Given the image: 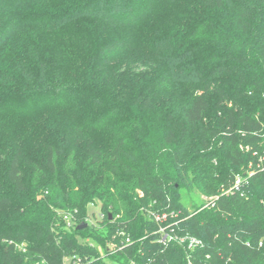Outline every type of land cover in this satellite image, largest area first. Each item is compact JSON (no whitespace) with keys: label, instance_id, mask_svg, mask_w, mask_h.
<instances>
[{"label":"trees","instance_id":"obj_1","mask_svg":"<svg viewBox=\"0 0 264 264\" xmlns=\"http://www.w3.org/2000/svg\"><path fill=\"white\" fill-rule=\"evenodd\" d=\"M72 45L87 57L76 68ZM124 66L155 67L150 91L144 67L134 89L112 84ZM51 111L76 115L70 139L54 134L43 159L3 152L0 264H108L99 247L126 238L108 261L264 264V0H0V118ZM193 189L215 206L189 210ZM155 215L202 246L162 243Z\"/></svg>","mask_w":264,"mask_h":264},{"label":"rangeland","instance_id":"obj_2","mask_svg":"<svg viewBox=\"0 0 264 264\" xmlns=\"http://www.w3.org/2000/svg\"><path fill=\"white\" fill-rule=\"evenodd\" d=\"M188 5L190 6L189 3H186L183 7L186 8ZM180 8L182 9V7ZM84 26L97 37H106L110 34L106 33V30L103 29L100 24L93 22H85L77 28L79 29ZM156 26H152L151 29L153 30ZM65 54L66 57L70 59L72 68H76L81 64L83 65L87 61L86 55L76 45H72V55L67 52ZM143 67L144 66H124L121 69H115L111 74L110 82L112 84H119L121 87L124 86L126 90L134 89L133 83L129 81V75H138L142 72ZM143 70L144 73H142L140 85L148 87L147 90L150 91L148 80L153 76L152 74L156 72V68L147 66L144 67ZM190 95H193V89L185 90L184 94H178L173 90L162 92L156 99V107L165 110L168 104ZM76 120V115L66 111H51L30 120L20 119L11 121L0 118V171L1 160H3L5 156L3 152L9 153L12 149L21 150L26 161L43 159L49 144L54 139H52V136L56 134L59 138L61 137L66 140L70 139L73 129L75 128ZM91 142L106 149L108 137L105 134H99L93 136ZM8 148L11 149L8 150ZM182 194L183 203L191 211L201 207V205L205 203L206 197L204 198V196L195 189L190 192H183ZM88 213V224H98L104 219L100 206H90ZM65 264H70V262L66 261ZM109 264L115 263L109 261Z\"/></svg>","mask_w":264,"mask_h":264},{"label":"built area","instance_id":"obj_3","mask_svg":"<svg viewBox=\"0 0 264 264\" xmlns=\"http://www.w3.org/2000/svg\"><path fill=\"white\" fill-rule=\"evenodd\" d=\"M241 185V180L240 178H237L236 183H235V189H238L239 186ZM140 194V192H139ZM140 196H142V194H140ZM215 199H207L205 198V204L206 207H214L215 203H214ZM155 222L158 224L159 227V231L158 233L161 235V242L162 243H166L168 241H175L176 243H178L179 245H182L184 247H186L188 250H193L196 247L202 246V241L199 240L196 237H192V236H183V237H174L171 234H169L165 227L163 226V223L166 221V216L163 215H155L154 217ZM65 221H67V228L70 230L75 224V222H71L70 221V217L66 216L65 217ZM118 235L124 236V233L122 232H118ZM131 243L129 238H126L122 244L118 245L115 243H109L107 245V248L104 249L103 247H99L100 253L103 255V259H105L107 261V263L109 264L108 259L106 258L107 255H114L117 254L119 252H123V250L127 247V245H129ZM66 261H69L71 264V260L70 259H65L64 263H66ZM40 264H46L45 262L40 263ZM74 264H80V261H76ZM116 264V263H115ZM188 264H192L190 261L188 262Z\"/></svg>","mask_w":264,"mask_h":264},{"label":"water","instance_id":"obj_4","mask_svg":"<svg viewBox=\"0 0 264 264\" xmlns=\"http://www.w3.org/2000/svg\"><path fill=\"white\" fill-rule=\"evenodd\" d=\"M87 227H88V224H83V225L78 227V230H82V229L87 228Z\"/></svg>","mask_w":264,"mask_h":264}]
</instances>
